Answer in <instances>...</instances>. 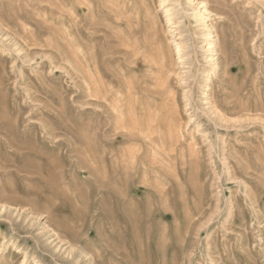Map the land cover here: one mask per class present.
<instances>
[{
    "label": "rangeland",
    "instance_id": "1",
    "mask_svg": "<svg viewBox=\"0 0 264 264\" xmlns=\"http://www.w3.org/2000/svg\"><path fill=\"white\" fill-rule=\"evenodd\" d=\"M0 264H264V0H0Z\"/></svg>",
    "mask_w": 264,
    "mask_h": 264
}]
</instances>
